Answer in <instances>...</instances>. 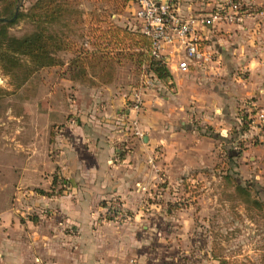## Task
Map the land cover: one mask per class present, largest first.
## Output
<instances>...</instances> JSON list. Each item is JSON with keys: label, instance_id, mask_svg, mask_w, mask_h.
Here are the masks:
<instances>
[{"label": "crops", "instance_id": "0c3cea01", "mask_svg": "<svg viewBox=\"0 0 264 264\" xmlns=\"http://www.w3.org/2000/svg\"><path fill=\"white\" fill-rule=\"evenodd\" d=\"M174 1L187 19L225 0ZM239 1L253 10L242 24L196 28L213 55L203 70L178 71L182 47H163L170 77L143 95L140 138L127 125L128 90L104 88L68 110L75 119H64L55 132L54 176L45 182L61 179L64 189L59 195L36 190L28 205L32 218L0 222V264H212L205 239L201 250L177 251L188 240L180 230L192 227L196 217V209L180 210L174 202L184 186L194 188L217 174L252 186L264 203V136L253 125L240 131L242 116L264 113V0ZM151 157L157 173L148 164ZM112 197L132 214L129 222L97 221ZM190 245L201 244L191 238Z\"/></svg>", "mask_w": 264, "mask_h": 264}, {"label": "rangeland", "instance_id": "374dc122", "mask_svg": "<svg viewBox=\"0 0 264 264\" xmlns=\"http://www.w3.org/2000/svg\"><path fill=\"white\" fill-rule=\"evenodd\" d=\"M69 1L79 13L78 23L73 26L71 34L77 46L87 41L93 45L98 35L95 30L99 25L105 26L110 22L106 19L109 13L120 11L112 19L119 20V23L128 20L129 26L134 24L140 27V23L132 17L135 8L132 5V11L124 12L113 0ZM22 5L20 3L22 9L29 7ZM98 20H103V24ZM25 30L23 21H20L11 28L10 33L20 35ZM71 56L70 53L58 54L63 63ZM65 73V65L40 69L18 89L11 85L8 77L0 73V88L7 92L0 98V222L23 223L32 218L28 205L33 204L36 190L49 195L61 194L64 189L61 179L51 185L45 183L54 176L50 172L53 171L52 157L55 154L50 152V145L55 142V132L63 126L64 119H75L73 113H67L77 107L78 100L86 104L85 96L115 86L129 93L143 73L150 74L146 64L138 69L130 63L117 66L112 63L104 72L108 74L103 76L107 79L101 83L70 82ZM155 86L156 80L154 87L149 90H156ZM128 114L127 125L135 116L132 112ZM136 115L139 125V114ZM218 176L215 174L207 181L198 182L194 188L190 184L185 185L175 199L178 206L175 205L180 210L189 206L196 209V217L192 220L194 225L180 230L181 236L188 237V240L186 243L180 242L177 251L201 250L205 239L206 248H211L212 264H218V260L223 258L230 264H264V203L259 201L252 186H249L250 194L262 204L260 208L254 206L251 199L245 201L243 195L235 192L234 179H220ZM206 182L208 189L204 190ZM38 186L50 191L45 192ZM199 210L200 214H197ZM173 231L177 238L179 234L176 232L179 230ZM191 238L199 240L201 245L195 248L191 246Z\"/></svg>", "mask_w": 264, "mask_h": 264}, {"label": "trees", "instance_id": "16d2710c", "mask_svg": "<svg viewBox=\"0 0 264 264\" xmlns=\"http://www.w3.org/2000/svg\"><path fill=\"white\" fill-rule=\"evenodd\" d=\"M113 1L120 10L132 11L129 0ZM234 1L240 4L241 11L253 12L241 1ZM20 3L21 0H0V19L6 20L0 22V73L9 78L15 89L23 86L36 71L63 65L67 80L78 83L104 82L107 78L103 76L108 75L104 72L112 63L114 66L130 63L138 69L146 64L150 75L159 82L170 77L166 64L150 55V39L141 33L139 27L129 26L128 20L119 23V20L112 19L120 11L107 14L106 19L110 22L96 28L98 35L93 45L87 41L77 46L71 34L73 26L78 23L79 13L69 0H35L26 9H22ZM132 13L136 19L134 11ZM20 21L26 30L20 35L10 33ZM102 21L98 20L103 24ZM59 53L72 56L63 63ZM6 93L0 88V98ZM242 121L241 133L249 129L247 115L242 116ZM234 189L244 196L245 201L251 199L257 208L262 206L252 198L250 187L234 185ZM218 264L230 262L223 258L218 260Z\"/></svg>", "mask_w": 264, "mask_h": 264}, {"label": "built area", "instance_id": "2783aa9c", "mask_svg": "<svg viewBox=\"0 0 264 264\" xmlns=\"http://www.w3.org/2000/svg\"><path fill=\"white\" fill-rule=\"evenodd\" d=\"M129 4L135 7L134 16L140 23L141 33L150 39L149 53L155 60H160L167 65L168 62L161 55L163 47L173 44H179L182 47L183 58L175 64L180 72H187L190 68L203 70L213 61V55L205 49L202 40L195 35L197 27L215 26L221 23L242 24L245 19L252 16L249 11H241L240 4L234 0H225L214 10L187 19L178 15L174 0H129ZM154 84L155 79L150 74L143 73L136 87L131 88L126 97L125 110L135 114L129 121V129L132 136L136 138L142 136L136 114L141 113L143 95L153 88ZM247 115L248 126H257L261 135L264 136V113L256 111L254 116L250 113ZM121 151L126 150L122 148ZM148 164L152 171L157 173L154 157L148 159ZM157 182L163 184V178L160 176ZM131 215L119 198L112 197L102 206L97 221L100 224L116 225L130 221Z\"/></svg>", "mask_w": 264, "mask_h": 264}, {"label": "water", "instance_id": "95a60500", "mask_svg": "<svg viewBox=\"0 0 264 264\" xmlns=\"http://www.w3.org/2000/svg\"><path fill=\"white\" fill-rule=\"evenodd\" d=\"M4 21H6L5 19H0V22H4Z\"/></svg>", "mask_w": 264, "mask_h": 264}]
</instances>
